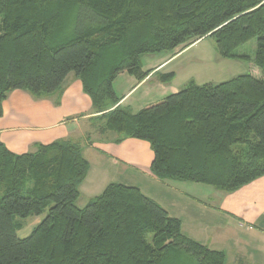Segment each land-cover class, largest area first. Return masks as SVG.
<instances>
[{
    "label": "trees",
    "instance_id": "trees-1",
    "mask_svg": "<svg viewBox=\"0 0 264 264\" xmlns=\"http://www.w3.org/2000/svg\"><path fill=\"white\" fill-rule=\"evenodd\" d=\"M212 37L218 55L252 38L256 73L187 85L133 112L113 88L137 81L142 56ZM73 73L94 106L99 131L147 141L159 180L231 192L264 175V0H0V116L13 90L39 97ZM162 83L175 73L155 71ZM90 164L79 142L38 143L16 153L0 141V264H224L182 232L181 222L138 187L108 183L76 204ZM20 237L25 218L40 216Z\"/></svg>",
    "mask_w": 264,
    "mask_h": 264
},
{
    "label": "crops",
    "instance_id": "crops-1",
    "mask_svg": "<svg viewBox=\"0 0 264 264\" xmlns=\"http://www.w3.org/2000/svg\"><path fill=\"white\" fill-rule=\"evenodd\" d=\"M167 61L161 60L151 67L153 72L142 81L125 72L120 73L113 81L114 91L121 98L118 104L133 111L132 103L127 101L138 90L137 106L154 100L153 89L158 91L156 98L176 92L177 89L169 85L171 81L159 82L153 74L162 71ZM119 77H124L122 79L127 83L120 91L116 82ZM99 114L84 93L79 79L69 73L61 88L50 94L35 97L25 90L10 92L2 103L0 141L16 153L34 151L38 143L79 142L82 154L90 164L79 186L80 194L82 191H96L100 186L104 188L111 182L105 168L107 165L118 171L133 169L151 184L149 191L139 189L177 217L183 233L212 249L223 250L224 264L228 258L230 264H264V175L231 192L209 188L202 183L159 180L149 170L153 158L149 143L131 137L116 143V133L99 131L103 124V120L98 119ZM86 124L96 129L95 134ZM158 187L164 189L163 193L176 191L175 205L169 203L170 199ZM174 206L177 210L172 211Z\"/></svg>",
    "mask_w": 264,
    "mask_h": 264
},
{
    "label": "rangeland",
    "instance_id": "rangeland-1",
    "mask_svg": "<svg viewBox=\"0 0 264 264\" xmlns=\"http://www.w3.org/2000/svg\"><path fill=\"white\" fill-rule=\"evenodd\" d=\"M255 45L256 38H252L236 49V52L240 54H246L248 56V58L246 59H226L218 55L215 49L214 39L208 36L194 41L184 49L178 47L171 52L164 51L156 54H144L141 58L142 67L144 70H146L153 67L161 60L163 61L164 59H168L161 72L173 71L175 73V77L171 80V83L169 85L174 86L178 91L179 89L185 87L190 79H192L196 84H203L207 82L218 83L220 81L227 80L237 74L256 73L257 67L252 61ZM122 78L124 77H119L116 80L117 85L120 87H117L118 91L127 86V83L125 82L126 80ZM157 93L158 91H156L155 89L152 90L151 94L153 97L152 99L154 100L151 101L162 98V96L161 98H156L158 97ZM139 94V90L134 92L131 99L127 101L130 104L132 103L131 107L133 108V111H137L138 109H140V107L142 108L146 105L143 104L142 106H137V99L139 97ZM86 126L91 128L89 129V131L92 132V134H95L96 129L92 125L86 124ZM105 168L108 170L109 176L111 178V180L108 179L107 181L110 180L111 182H118L125 185L136 187L138 186V188L141 187L143 191H149L148 189L150 188L151 184L150 182L148 183V179H144V176L141 173L135 172L133 171V169L128 168L124 169V171H118L117 168L115 169L108 165ZM95 169L97 170V167H95ZM188 184L194 183L189 182ZM201 185L212 188V186L209 185ZM103 189V186H100L98 190L93 192L82 191L80 196L76 200V204L79 207H83L92 197L101 193ZM158 189H160L163 195L170 199L169 203H174L175 205V197L177 195L176 191L163 193L164 189L162 187H158ZM152 190L153 188H151L150 190L151 193H153ZM157 193H159V190H157ZM162 194L160 195L161 198ZM173 194L175 195L174 197ZM181 203L183 202L181 201ZM173 208H171L172 211L177 210L175 206ZM44 215L45 214H42L40 216L31 215L25 218L24 227L17 231L18 236L22 237L24 235H27L31 231L33 226L38 221H40ZM225 264H230L229 258Z\"/></svg>",
    "mask_w": 264,
    "mask_h": 264
}]
</instances>
